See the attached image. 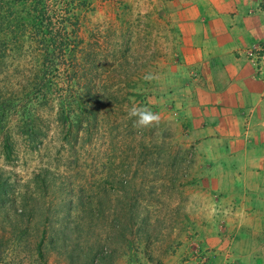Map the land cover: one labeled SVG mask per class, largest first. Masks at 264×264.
Wrapping results in <instances>:
<instances>
[{
    "label": "rangeland",
    "instance_id": "rangeland-1",
    "mask_svg": "<svg viewBox=\"0 0 264 264\" xmlns=\"http://www.w3.org/2000/svg\"><path fill=\"white\" fill-rule=\"evenodd\" d=\"M168 12L0 0V264H207L232 235ZM248 57L264 71V41ZM133 106L159 124L134 126Z\"/></svg>",
    "mask_w": 264,
    "mask_h": 264
},
{
    "label": "crops",
    "instance_id": "crops-1",
    "mask_svg": "<svg viewBox=\"0 0 264 264\" xmlns=\"http://www.w3.org/2000/svg\"><path fill=\"white\" fill-rule=\"evenodd\" d=\"M164 1L192 74L181 89L190 132L207 181L220 179L211 188L224 200L218 210L234 219L207 264H264V71L248 57L264 41V0Z\"/></svg>",
    "mask_w": 264,
    "mask_h": 264
},
{
    "label": "clouds",
    "instance_id": "clouds-1",
    "mask_svg": "<svg viewBox=\"0 0 264 264\" xmlns=\"http://www.w3.org/2000/svg\"><path fill=\"white\" fill-rule=\"evenodd\" d=\"M151 76H145V79H151ZM129 117H136L134 121V126L141 128H148L157 126L160 122V117L158 114H155L148 110L145 107H136L133 106L128 113Z\"/></svg>",
    "mask_w": 264,
    "mask_h": 264
},
{
    "label": "built area",
    "instance_id": "built-area-1",
    "mask_svg": "<svg viewBox=\"0 0 264 264\" xmlns=\"http://www.w3.org/2000/svg\"><path fill=\"white\" fill-rule=\"evenodd\" d=\"M252 54V53H251Z\"/></svg>",
    "mask_w": 264,
    "mask_h": 264
}]
</instances>
